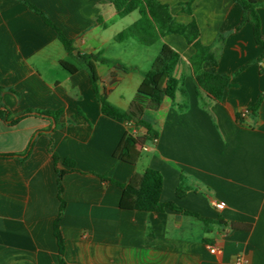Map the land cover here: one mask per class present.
I'll use <instances>...</instances> for the list:
<instances>
[{"label":"crops","instance_id":"obj_1","mask_svg":"<svg viewBox=\"0 0 264 264\" xmlns=\"http://www.w3.org/2000/svg\"><path fill=\"white\" fill-rule=\"evenodd\" d=\"M25 1L78 52H100L136 66L122 58L132 39L114 40L128 26L111 36L127 16L119 17L109 0ZM157 1L169 6L176 22H196L198 40L212 46L217 58L215 66L203 62L201 71L229 76L230 86L221 100L210 99L195 82L193 47L177 34L161 38L154 44L157 54L166 45L180 56L175 98L156 109L142 101L155 142L135 141L118 159L113 153L122 137L137 139L146 131L103 114L87 72L70 74L61 66L74 62L55 31L22 0H0L1 104L13 117L27 110L61 111L57 121L36 114L15 125L0 120V154L13 155L0 157V264H59L56 170L65 172L59 221L65 264H233L236 257L264 264L263 49L252 24H241L242 11L233 0H193L190 14L181 8L189 0ZM255 1L264 35V0ZM155 57L148 59L150 66ZM96 71L99 92L127 110L141 76L99 63ZM64 159L73 161V170ZM146 168L162 175L161 202L196 213L207 224L171 210L120 209L122 190L100 177L126 184ZM179 184L186 189L180 198ZM218 202L225 203L222 210ZM210 245L221 252L210 253Z\"/></svg>","mask_w":264,"mask_h":264},{"label":"trees","instance_id":"obj_2","mask_svg":"<svg viewBox=\"0 0 264 264\" xmlns=\"http://www.w3.org/2000/svg\"><path fill=\"white\" fill-rule=\"evenodd\" d=\"M192 1L193 0H189L181 4L182 10L187 14H190ZM22 2L35 14L39 15L47 26L55 31L58 41L74 62V64L61 62V66L70 74H74L79 68L87 72L96 99L100 103L101 112L111 118L130 123L136 131H139V128L142 127L146 128V132L137 139H134L131 135H124L113 153L114 158H122L127 153L128 147L134 144L135 141L141 144L146 141H153V139L157 137V134L143 119L144 107L142 101L148 100L149 107L151 109H156L164 99L174 100L178 88V81L174 77V70L180 60L179 54L171 50L168 46L163 45L147 71H141L136 66H126L118 60L106 58L100 52L82 54L74 48L73 42L66 38L39 9L25 0H22ZM109 2L116 10L119 17L128 16L133 12L137 13L136 21L114 36L116 42L132 39L142 45L149 46L170 34L182 36L186 43L190 44L194 49V54L190 57L189 62L193 72L196 74V84L204 90L210 99L215 101L222 99L225 89L230 86V77L201 71L203 62L207 61L215 66L217 58L212 50V46H204L198 40V27L194 20L188 24L176 22L174 17L170 14L169 6L159 3L157 0H109ZM233 2L238 4L241 8V24H252L254 40L256 44L263 49L261 58H264V35L261 32V23L257 12L259 3L255 0H233ZM97 63L117 66L125 73H138L141 76L142 80L137 89V96L131 101L127 110L115 106L108 101L106 93L99 92L100 79L96 71ZM262 97L263 95L259 96L252 105V112H256L259 109ZM60 113L61 111L27 110L21 115L13 117L0 102V120L10 125H15L22 118L30 114L52 118L57 121ZM11 156L13 155L0 154V157ZM52 158L54 163L57 164L58 157L52 154ZM63 165L72 170L74 169V163L70 159H64ZM56 172L59 211L54 222V235L58 245L59 264H65L63 260V239L59 230V221L65 204L61 197L62 179L65 172L63 170H56ZM100 178L122 190L119 201V207L122 210L157 213L171 210L196 217L204 224L208 222L198 214L183 210L171 202H161L162 175L155 169L146 168L141 174H135L126 184H121L102 176ZM185 190L182 184H179L175 191L176 197H182Z\"/></svg>","mask_w":264,"mask_h":264},{"label":"rangeland","instance_id":"obj_3","mask_svg":"<svg viewBox=\"0 0 264 264\" xmlns=\"http://www.w3.org/2000/svg\"><path fill=\"white\" fill-rule=\"evenodd\" d=\"M136 17L137 14L132 13L122 19L120 21L121 27H113L111 36L113 37L116 32H119V30H121L120 28H123L122 26L126 27L131 25L132 22L136 19ZM127 45L128 49L125 51V53L122 54L124 62L134 64L143 71H147L150 68L148 59L150 60V58H154L157 55V52L159 50V44H153L154 46L151 45L152 47L150 46L146 48L145 46H141L140 44H138L135 40H130Z\"/></svg>","mask_w":264,"mask_h":264},{"label":"built area","instance_id":"obj_4","mask_svg":"<svg viewBox=\"0 0 264 264\" xmlns=\"http://www.w3.org/2000/svg\"><path fill=\"white\" fill-rule=\"evenodd\" d=\"M153 142H155V139H153ZM215 207L218 210H222L225 207V203L218 202L215 204ZM208 250L212 254H219L221 252V248L217 245H210ZM233 264H245V260L242 257H236Z\"/></svg>","mask_w":264,"mask_h":264},{"label":"water","instance_id":"obj_5","mask_svg":"<svg viewBox=\"0 0 264 264\" xmlns=\"http://www.w3.org/2000/svg\"><path fill=\"white\" fill-rule=\"evenodd\" d=\"M142 130H143V131H146V128L142 127Z\"/></svg>","mask_w":264,"mask_h":264}]
</instances>
